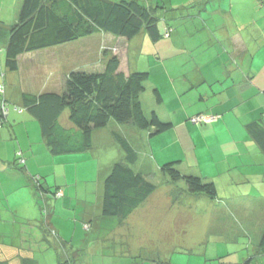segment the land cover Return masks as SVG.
<instances>
[{
    "label": "crops",
    "instance_id": "0c3cea01",
    "mask_svg": "<svg viewBox=\"0 0 264 264\" xmlns=\"http://www.w3.org/2000/svg\"><path fill=\"white\" fill-rule=\"evenodd\" d=\"M10 5L15 6V13L11 19L7 17L3 8L5 6L9 9ZM21 5L22 0H0V20L6 23L0 25V85L4 84L5 89L3 95L0 88V108L4 96L11 104H20L24 93H39L46 89L61 90L69 71L91 68L87 65L83 67V63H76L73 54L77 51H65L68 46L65 45L24 53L18 58V68L10 69L6 64L7 42L4 40L8 37L10 24L14 23L19 15ZM208 9L209 7L204 11L207 12ZM216 11V9L214 12L209 11L208 17L203 18V23L211 18L209 14ZM219 12L227 13L225 9H220ZM121 45L127 52V43L122 42ZM240 47L239 50L243 51L241 61L248 65V71L238 72L241 75V80L238 78L241 86L235 96L237 101L230 103L231 107L223 101L221 108L216 111L220 115L219 120L195 126L200 133L209 137L208 151L198 162L187 164L185 168L180 167L185 172L199 174L213 181L217 190L214 197L184 192L174 202L171 195L174 185L168 183L164 186L161 182L145 203L119 223L116 218L103 216L101 211L104 179L116 159H108V155H104L107 159L102 166L101 163L105 161L103 156L96 160V155L94 159H90L81 158V153L53 154L42 138L38 121L30 112L28 110L23 113L12 112L9 122L0 127V264H57V252H53L56 249L53 250L50 241L42 233L40 221L42 203L51 213L49 215L51 224L59 226L61 232L73 226L75 235L77 231L82 234L83 222H92L95 228L89 234L97 241L91 253H95L100 246L103 248L105 244H110V240H114L115 236H120L117 229H123L122 224H128L133 229L135 224L143 221L140 222L145 226L143 237L150 238V242L136 248L133 246L131 252L119 253L116 252L117 249L114 251V254L128 256L129 262L126 264H241L251 256H253L251 264H264V253L259 250L264 232V146L256 136L259 131L264 138V85L257 83L256 73L248 74L252 69L251 63L255 55L257 56L258 46L252 42L251 44L241 42ZM253 48V53L249 54ZM51 49L59 50L54 56L56 66L48 68L46 74L42 75L44 69L41 68V64L47 61H43L46 56L40 53ZM249 60L251 61L248 64ZM236 82L238 83L235 76H231V83ZM245 102L248 104L242 106ZM226 113L228 117L225 118ZM64 115L67 122L62 123L72 125L68 118L69 111L65 110ZM222 116L224 120L221 119ZM254 120L261 126L250 129L247 124ZM113 129L115 128L96 131L92 149L115 141ZM223 141L229 143L230 147H223ZM18 150H22L24 154L26 161L24 167L14 163ZM171 157L172 152L165 155L166 160ZM57 159L61 162H56ZM68 160L75 163L77 168L79 161L89 160L90 169L94 168L95 174L98 175V181L93 185L95 197L90 196L92 204H85L84 210L77 209L82 225L77 220V212L74 222L65 219L67 210H63L62 207L68 206L74 192L85 193L92 186L67 183L65 176ZM159 163L158 161L157 165ZM49 172H54V185L45 179L52 174ZM31 174L43 176L47 186L55 190L61 189L63 195L54 197L48 193L45 200L46 194L39 192L31 184ZM59 176H63L64 183L58 179ZM103 227L109 228L103 232L100 230ZM179 229L186 233L182 242V238L177 237V234L171 235L172 238H168L165 243L162 241L163 238H167L168 232H178ZM101 231L102 234L98 235L97 233ZM28 233L30 237L39 240L38 246L33 247L31 242L30 247L20 245V241L29 237ZM135 236L136 234L134 238ZM117 243L120 244L116 242L115 246ZM78 250L82 255L79 261H82L85 251L79 248ZM175 253L186 255L187 259L181 262L178 254L175 257ZM142 255L149 258V263L137 259ZM194 255L197 257L192 262L191 257Z\"/></svg>",
    "mask_w": 264,
    "mask_h": 264
},
{
    "label": "trees",
    "instance_id": "16d2710c",
    "mask_svg": "<svg viewBox=\"0 0 264 264\" xmlns=\"http://www.w3.org/2000/svg\"><path fill=\"white\" fill-rule=\"evenodd\" d=\"M159 1L22 0L19 15L15 22L10 24L8 37L4 40L7 42L6 64L15 70L18 68L19 56L24 53L65 46L100 34H108L115 40L112 48L120 41L126 42L127 51L131 49L130 42L142 31L147 32L150 38L156 41L174 30L161 12L167 4L165 1ZM213 1L191 0L184 5V9L189 7L188 16L192 18L190 20L196 24L200 22L204 26L201 13L210 4L214 6ZM3 22L0 20V25ZM103 54L104 61L101 62L104 63H101L100 68L69 71L61 90L46 89L39 93H24L20 104H11L4 96L0 108V127L9 122L12 112L23 113L28 110L38 121L42 138L53 154L86 152L94 145L95 132L103 131L112 125H128L138 131L149 130L151 134L172 128L173 121L162 120L155 109L148 114L144 110L141 97L149 71L127 68L129 62L124 65L127 52L123 57L120 51L115 50H103ZM0 88L4 95V84L0 85ZM154 91L157 101L160 102L162 97L159 89L155 88ZM65 110L69 111L68 118L72 125H65L61 121ZM247 126L251 129L261 125L254 120ZM113 134L124 155L114 161L105 176L101 207L103 216L116 218L121 223L146 202L161 182L174 185L171 192L174 202L184 192L207 194L211 197L216 195L215 183L199 174L182 170L178 166L180 159L163 163L161 172L165 177H161L159 183H154L150 177L152 173L139 167L140 156L137 147L119 131H114ZM256 134L264 146L262 133L258 131ZM16 154L14 163L19 167L26 166L22 150H18ZM143 165L150 167V162L145 159ZM157 167L159 168V164ZM42 177L39 174L30 175L34 187L46 194L45 200L48 193L54 197L63 195L61 189L55 190L47 186ZM179 181H184L185 184ZM179 183L183 185L179 186ZM43 204L42 213L45 216L40 220L42 233L50 241L51 247L56 249L58 262L77 264L80 251H76L74 245H70L53 227L49 217L51 213ZM83 227L88 233L95 228L91 221L83 222ZM108 228L103 227L100 230L104 232ZM102 231L97 234H102ZM69 245L72 250H68ZM259 250L264 253V232ZM252 257L245 259L241 264H251Z\"/></svg>",
    "mask_w": 264,
    "mask_h": 264
},
{
    "label": "rangeland",
    "instance_id": "374dc122",
    "mask_svg": "<svg viewBox=\"0 0 264 264\" xmlns=\"http://www.w3.org/2000/svg\"><path fill=\"white\" fill-rule=\"evenodd\" d=\"M162 1L167 4L166 8L161 10L162 15L167 17L174 30L168 36L161 37L156 41L152 40L147 32L142 31L130 42L131 49L129 48L127 51L128 56L124 65L129 62L128 67L131 69L140 68L149 71V78L145 83V90L141 97L144 110L148 114L155 109L162 120H172L174 126L157 134H151L149 130L145 129L138 131L122 124L109 127H114L113 132L119 131L137 147L140 156L139 167L152 173L150 177L154 183H159L161 177H165L161 172V165L172 158L180 159L178 166L185 168L187 164L192 165L206 155L209 137L200 133L195 126L207 125L208 122L219 120L220 115L216 111L221 108L223 101L229 106L230 103L237 101L235 96L241 86V75L238 72L240 70L245 73L248 71V65L241 61L243 52L239 50L241 42H249V44L252 42L253 45L258 46L257 56L254 54L255 58L251 63L252 69L248 74L256 73L257 83L264 85V0H214L215 7L210 4L208 11H204L202 17H208L209 11L214 12L215 9L217 11L209 14L211 18L205 21L204 26L200 22L196 24L190 20L192 18L188 16L189 7L184 9V5H187L191 0H160L159 2ZM3 8L7 17L11 19L15 13V6L10 5L9 9L5 6ZM220 9H225L227 13L221 14ZM112 39L108 34H100L68 45L64 50L77 51L73 54L76 63H83V67L86 65L91 67L88 70H95L104 63L101 62L104 61L103 50L120 51L122 57L125 56L124 52L126 53V51L121 45L124 41L114 44L112 48V44L115 42ZM132 42H134L133 45ZM57 51L59 50L51 49V51L40 53V55L46 56L43 61H47L41 64V68L44 69L42 75L46 74L48 68L56 66L54 56ZM253 51L254 48L250 50L249 54H252ZM250 61L247 63L249 64ZM242 66L243 69L240 68ZM231 76H235L238 83L232 84ZM155 88L160 91L162 97L160 102L156 99ZM255 100L254 102H259ZM246 104L248 102L243 103L242 106H246ZM231 113L235 114L234 111ZM227 114H225V118L228 117ZM64 116L62 122L66 123L67 117ZM223 118L222 116L221 119L224 120ZM223 144V147H230L229 143L226 144L223 141ZM171 152L173 157L166 160L165 155H169ZM95 155L96 160L103 156L105 159L101 163L103 166L107 159L104 155H108V159L118 160L121 156L123 157L124 151L118 142L113 141L106 146H98L96 149L82 152L80 157L94 159ZM145 159L150 162L151 168L143 165ZM158 161L160 162L159 168L156 169ZM56 162L60 163L61 161L57 159ZM88 162L90 161H79L77 168L75 163H71V160L66 161L65 178L67 183L83 184L85 187L92 186L91 189H86L85 193L74 192L68 201V206L62 207L63 210H67L65 219H69L71 222H74L77 212V220L80 225H82V219L77 209L83 208L84 210L85 204H92L90 196L95 197L96 192L93 190V185L98 181L95 169H90ZM49 173L52 174L45 179L54 185V172ZM58 179L64 183L63 176H59ZM179 182L185 184L184 181ZM183 184L179 183V186ZM163 185L165 186V183ZM42 212L44 217L45 214ZM58 216L60 215L58 214ZM140 222L143 221L135 224L133 229L128 224H122L123 229H117L121 235L115 236V241L109 239L111 243L105 244L103 248L98 247L95 253H91V249L97 240H93L94 236L85 229L82 234L77 231V235H75L73 226L62 232L54 222L53 227L59 231L62 238L69 241L70 245H74L76 251L78 248L85 251L83 260L78 261L77 264H126L129 262L128 256L114 254L116 249V252L119 253L131 252L133 246L136 248V246H144L150 242V238L143 237L145 226ZM123 233L127 235H122ZM134 234H136L135 238ZM174 234L182 238V242L186 233L183 229H179L178 232L171 231L162 241L167 242L168 238L171 239V235ZM27 236H29L27 239L20 241V245L30 247L31 242V245L36 247L40 244L39 240L30 237L29 233ZM116 242H120V244L117 243L115 246ZM70 245L68 250H72ZM53 252L56 253V250ZM177 254L175 253V257ZM143 255L137 259L149 263V258ZM196 257L195 255L191 257L192 262ZM178 259L183 262L187 256L178 254ZM56 263L60 264L57 259Z\"/></svg>",
    "mask_w": 264,
    "mask_h": 264
}]
</instances>
